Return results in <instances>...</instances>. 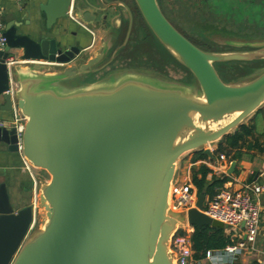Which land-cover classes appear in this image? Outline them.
I'll return each mask as SVG.
<instances>
[{
    "label": "water",
    "instance_id": "95a60500",
    "mask_svg": "<svg viewBox=\"0 0 264 264\" xmlns=\"http://www.w3.org/2000/svg\"><path fill=\"white\" fill-rule=\"evenodd\" d=\"M134 1L154 35L194 77L195 93L132 73L64 84L89 63L72 62L79 40L62 43L63 36L48 30L70 17L68 10L87 23L94 14L85 0L40 2L43 30L36 38L18 30L12 13L0 15V106L10 110L13 102L24 116L20 154L49 176L36 183L44 221L29 235L34 204L13 209L0 182V264H172L167 243L179 222L224 227L201 210L203 191L185 212L168 209V187L182 153L201 149L212 157L206 144L264 101V67L244 81L224 82L212 63L263 53L204 50L168 21L156 0ZM261 42L229 40L238 46ZM16 52L21 62L7 63ZM16 140L12 125L0 126L7 150L18 152ZM233 166L231 160L226 172Z\"/></svg>",
    "mask_w": 264,
    "mask_h": 264
},
{
    "label": "rangeland",
    "instance_id": "374dc122",
    "mask_svg": "<svg viewBox=\"0 0 264 264\" xmlns=\"http://www.w3.org/2000/svg\"><path fill=\"white\" fill-rule=\"evenodd\" d=\"M156 0L158 7L168 21L198 47L208 51H252L263 56L246 60H225L213 62V67L224 82L244 81L264 67V0ZM229 40L262 41L258 45L230 44ZM157 51L162 49L154 41ZM169 74L162 79L166 83L181 84L191 93L198 90L197 82L190 71L175 61L171 53ZM174 58V59H173ZM257 115L256 119H259ZM213 142V141H211ZM191 151L182 153L175 161L173 175L179 176L186 169ZM37 179L42 183L48 180V174L39 168ZM190 171V168L188 169ZM38 178V177H37ZM35 214L27 235L41 227L44 216L42 208L37 206L35 188Z\"/></svg>",
    "mask_w": 264,
    "mask_h": 264
},
{
    "label": "crops",
    "instance_id": "0c3cea01",
    "mask_svg": "<svg viewBox=\"0 0 264 264\" xmlns=\"http://www.w3.org/2000/svg\"><path fill=\"white\" fill-rule=\"evenodd\" d=\"M43 1L44 0H0V15L12 13L18 24V30L36 38L38 37L37 31L39 29L43 30V15L38 10V4ZM88 31V28L78 21L71 17H65L56 20L48 30V35L56 38L63 36L64 40L62 43H70L74 38H78L80 46H85L90 40ZM16 51L19 52L20 50ZM18 52L13 56L16 60L15 63L21 62L17 54ZM21 68H25V66L21 65ZM45 72H53V70L48 69L45 70ZM2 103V95L0 94V105ZM257 115L260 116L259 119H256ZM10 116L11 110L3 109L0 106V119L9 120ZM242 121L253 123L254 136L260 142L263 150L242 149L243 152L239 158H232V160H234L233 170L226 174L228 176L224 181V184L229 187H237L240 182L264 180V101L254 111L243 118ZM216 142L217 140L206 144L211 151L213 162L217 154V152L214 151ZM193 151L194 150L191 151L192 154L187 162L186 169H182L179 176L173 175L172 181L174 184H179L186 178H189V168L191 170V167L199 163L205 164L203 160L208 158V156L206 155V158L202 159H194ZM225 155L228 156L227 154ZM206 166L210 169V172L206 175L207 178L210 173L220 174L213 171L210 165ZM36 173V168L31 167L27 170L24 167L20 152L7 150L6 145L0 141V182L5 186L8 201L13 209L34 201L37 179H40ZM33 178L35 179V183L33 182ZM257 198L260 205V219L253 248L247 247L243 249L227 264H264V192L259 193ZM200 258L202 264H210L211 262L207 257L202 256Z\"/></svg>",
    "mask_w": 264,
    "mask_h": 264
},
{
    "label": "built area",
    "instance_id": "2783aa9c",
    "mask_svg": "<svg viewBox=\"0 0 264 264\" xmlns=\"http://www.w3.org/2000/svg\"><path fill=\"white\" fill-rule=\"evenodd\" d=\"M70 14V10H68ZM3 22L0 18V48L4 45L5 38L2 34ZM8 62L15 60L8 57ZM13 82L10 81L8 91L12 92ZM11 116L9 120L0 119V126L14 127L16 135L17 150L20 152V134L23 128L24 116L12 102ZM210 157L203 160L206 165L216 173L227 174L226 169L232 160L223 152L216 154L213 162ZM24 167L29 170L30 165L22 157ZM173 178V177H172ZM34 179V178H33ZM35 183V179L33 181ZM264 192V180L240 182L237 187H229L224 182L214 188L213 193L205 197L201 210L211 218L217 219L224 224L225 232L229 239L223 247L208 249L204 257L211 260L210 264H227L243 249L253 248L260 219V205L258 194ZM197 196L196 189L189 178L179 184L171 180L168 193V206L175 211H186L194 205ZM34 204V202H32ZM242 222V224H240ZM193 226L186 221L179 222L171 232L167 247L171 253L172 264H202L201 258H194L190 244V233Z\"/></svg>",
    "mask_w": 264,
    "mask_h": 264
},
{
    "label": "flooded vegetation",
    "instance_id": "af4514ba",
    "mask_svg": "<svg viewBox=\"0 0 264 264\" xmlns=\"http://www.w3.org/2000/svg\"><path fill=\"white\" fill-rule=\"evenodd\" d=\"M85 1L94 14L83 24L89 30L90 40L85 46L79 43L80 51L72 62H88L89 65L84 71H77L64 79V84L89 85L122 73L146 75L158 80L169 74L171 53L151 31L134 0ZM75 40L78 38L70 43ZM154 41L161 51H157ZM175 61L186 69L176 58Z\"/></svg>",
    "mask_w": 264,
    "mask_h": 264
},
{
    "label": "trees",
    "instance_id": "16d2710c",
    "mask_svg": "<svg viewBox=\"0 0 264 264\" xmlns=\"http://www.w3.org/2000/svg\"><path fill=\"white\" fill-rule=\"evenodd\" d=\"M250 4H256L255 0H249L248 5ZM253 130L254 125L252 122H239L226 134L217 139L214 151L217 153L223 152L231 158L237 159L243 152L242 149L263 150L260 142L255 138ZM193 158H206V154L201 149H196L193 151ZM208 172H210V169L203 163L191 167L189 172L190 181L194 185L196 192L203 191L205 197L210 196L214 188L222 184L228 176L226 174L210 173L207 178ZM228 242L229 239L225 232V227L203 224L193 226L190 233V244L194 258H200L204 256L206 250L221 248Z\"/></svg>",
    "mask_w": 264,
    "mask_h": 264
},
{
    "label": "bare ground",
    "instance_id": "6f19581e",
    "mask_svg": "<svg viewBox=\"0 0 264 264\" xmlns=\"http://www.w3.org/2000/svg\"><path fill=\"white\" fill-rule=\"evenodd\" d=\"M169 186H170V184H169ZM168 193H169V187H168V192H167V197H166V199H168ZM167 204H168V202H167ZM167 208L173 211V209H171V207H169L168 205H167ZM174 211H175V210H174ZM32 222H33V221H32Z\"/></svg>",
    "mask_w": 264,
    "mask_h": 264
}]
</instances>
